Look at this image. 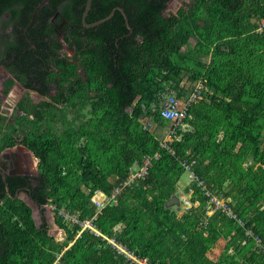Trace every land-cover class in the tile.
Returning <instances> with one entry per match:
<instances>
[{
    "label": "trees",
    "instance_id": "obj_1",
    "mask_svg": "<svg viewBox=\"0 0 264 264\" xmlns=\"http://www.w3.org/2000/svg\"><path fill=\"white\" fill-rule=\"evenodd\" d=\"M42 1L0 0V20L9 13L25 29ZM86 1L51 0L28 30L30 43L18 27L7 34L3 22L0 66L43 98L56 86L39 104L27 93L11 118L0 101V152L22 145L39 160L28 194L43 213L54 204L84 221L96 214V191L110 194L135 164L160 153L145 179L101 212L96 229L149 264H264V252L245 234L251 229L264 243V31L257 32L264 0H193L176 14H167L172 0H93L87 23L119 7L132 33L119 11L96 28L84 27ZM57 14L73 26V43L85 44L79 62L62 53L48 29ZM37 33L49 41V53L41 51L47 45ZM28 52L41 61L29 62ZM199 80L203 99L189 107L172 155L142 123L143 106L166 88L186 102ZM152 121L164 120L154 115ZM184 160L196 161L208 191L230 200L244 226L221 212L207 217L208 197L196 184L191 201L200 207L182 217L165 207L178 192ZM25 184L19 176L0 177V264H135L103 237L78 235L81 227L58 215L63 240L50 236L49 223L37 225L32 208L15 198ZM221 239L226 246L214 260L209 252Z\"/></svg>",
    "mask_w": 264,
    "mask_h": 264
},
{
    "label": "built area",
    "instance_id": "obj_2",
    "mask_svg": "<svg viewBox=\"0 0 264 264\" xmlns=\"http://www.w3.org/2000/svg\"><path fill=\"white\" fill-rule=\"evenodd\" d=\"M264 31V19L258 23L257 32ZM206 90L203 81L199 80L193 90L187 95V101L183 102L178 98V95L174 93H161L157 100L154 101L149 108L143 106L144 116L142 122H144L145 128L151 130L156 134V125L152 121L154 115H158L164 121L170 123V127L167 129L164 138L160 140V147L169 151L172 155H175L174 150L172 149V144L180 139L179 131L182 128H185V119L188 117L189 107L201 101L203 99V92ZM153 125V127L151 126ZM160 153H156L154 156H145L142 164H135L133 170L127 180L116 186L110 194H105L101 191H96L93 197L91 198V205L96 209V214L86 220H80L78 215L71 213L65 208L58 209L54 204L45 205L46 210L51 213L53 216L62 217L65 222H68L72 225H79L81 231L78 233L80 235L84 231H90L96 236L103 237L107 241L118 255L125 256L130 262L135 264H149L147 259H140L134 253L130 252L124 245L119 243L115 239L107 238L102 235V233L96 229L94 222L97 220L101 212L107 207L116 205L118 202V197L121 193L129 186H131L135 181L139 179H145L148 174V169L152 165L154 160L160 159ZM185 173L189 174L190 187L189 190L180 195L183 202L184 212H188L193 208L200 207L201 203L199 201L192 202L191 197L194 193V189L191 187L192 184H196L197 187H201L204 194L208 197L206 215L207 217L212 216L216 212H221L230 219L237 220L240 226H244L242 220L237 217L232 207L230 206L231 201L220 199L216 195L208 191L206 184L199 178L194 170L196 161H181ZM246 236L252 238L255 241L256 248L264 252V243L262 239L255 235L254 231L251 229H246ZM245 244V242L243 243Z\"/></svg>",
    "mask_w": 264,
    "mask_h": 264
},
{
    "label": "flooded vegetation",
    "instance_id": "obj_3",
    "mask_svg": "<svg viewBox=\"0 0 264 264\" xmlns=\"http://www.w3.org/2000/svg\"><path fill=\"white\" fill-rule=\"evenodd\" d=\"M59 15L57 14L54 18H52L50 21H49V23H48V27L52 24V23H54L55 21H57V17H58ZM5 21H7V22H9V25L5 28V30H6V32H7V34H12V35H15L16 34V27H18L19 28V22H22V20L20 19V20H16V21H13L11 18H10V16H9V13H5L4 14V16L1 18V20H0V33H2V30L4 29L3 27V22H5ZM65 21V24L67 25L66 26V30H68L67 32H68V34H70L71 33V31H72V29H73V26L72 25H70L66 20H64ZM64 26H62V28H59V31H58V33L59 34H56V36L57 37H61V36H63L64 35V28H63ZM27 28V27H26ZM25 28V29H26ZM25 29L24 28H19V30L20 31H22V32H24L23 33V35L26 37V39H27V37L28 36H26V34L28 33H26L25 32ZM31 29V28H30ZM24 30V31H23ZM37 35H38V39H42L43 40V42L47 45V48H44L43 50L41 49V51H44V52H46V53H49V50H51V45H49V41L47 40V39H45L44 37L42 38V36H41V34L40 33H37ZM72 40H75V38H73ZM28 41V40H27ZM30 49H29V51H32L31 49H33V51H34V54H37L36 53V51H37V48L36 47H34V45H31L30 47H29ZM62 53L63 54H65L64 53V51H63V49H62ZM43 54V53H42ZM68 56V55H67ZM68 57H70V56H68ZM71 59H74V58H72V57H70ZM41 59H42V57L41 56H38L37 57V59H33L32 57H31V55H30V53L28 52V61L29 62H31V61H34V62H36V63H39L40 61H41ZM3 66H0V83L2 82L3 83V85H2V88L3 89H1L0 90V101H1V104H2V108H1V110H2V112H4V109H5V107H4V105H5V103L6 104H9V101H6V102H4L3 101V98L5 97V95H7L8 94V92H9V89H11V87H13L14 86V84H11V85H8L9 83H15L17 86H19V88L21 89V92H23V93H25L24 95H21V97L19 98V99H17V100H15V104H14V107H13V109H12V111H11V115L10 116H8V115H6L5 113H3V115L4 116H6V117H8V118H11V116L13 115V113H14V110L16 109V106L18 105V103H20L25 97H26V95H27V93L28 94H31V95H33L34 93L37 95V98H43V97H41L38 93H36V92H33V91H30V90H27V89H25V88H23L22 87V85L21 84H19L15 79H14V77L10 74V72L9 71H7L5 68V70L12 76V78H9V76H8V73L7 72H5L4 70H3ZM34 68H36V67H34ZM52 70H54V69H52ZM37 76H39V72H38V74H37ZM8 78L10 79V80H8ZM7 80V81H6ZM50 87H51V91H50V96H53L55 93H56V86L54 85V84H51L50 85ZM22 93V94H23ZM30 96V95H29ZM49 96V97H50ZM49 97H47L46 99H48ZM32 98L33 97H30V99L32 100ZM32 102H33V100H32ZM34 103V102H33ZM34 104H36V103H34ZM17 147V146H16ZM23 147V146H22ZM15 148V147H14ZM8 149H12V148H8ZM8 149H6V150H8ZM24 149H27V148H25L24 147ZM6 150H4L3 152H5ZM28 150V149H27ZM3 152H0V155L3 153ZM26 153H28V157H30V153H31V155L33 154L32 152H26ZM34 155V154H33ZM27 157V154H25V152L22 150V151H17V152H13V151H9V152H6V154H5V156L3 157V160H2V168L0 167V173L2 172L3 174H5L6 175V178L8 179H10V178H12V177H16V176H19V177H22L23 179H26L27 180V182H28V187H27V185L25 184L24 186H22V185H20V186H18L17 188H16V193H15V198H17V197H23L24 195L25 196H29V197H31L29 194H28V192H27V188H28V190H29V185H33V181H34V179L38 176V164L36 165L37 167H36V169L35 168H33L32 166H33V163H31L30 162V160L31 159H29ZM35 157V156H34ZM33 156H32V158L33 159H35ZM37 159V158H36ZM32 165V166H31ZM0 177L2 178V180L4 181V178H3V176L2 175H0ZM6 182V181H5ZM8 184V183H7ZM9 185V184H8ZM8 185H7V192H9V189H8ZM43 210H44V213H47L46 211V208H45V205H44V207H43Z\"/></svg>",
    "mask_w": 264,
    "mask_h": 264
},
{
    "label": "rangeland",
    "instance_id": "obj_4",
    "mask_svg": "<svg viewBox=\"0 0 264 264\" xmlns=\"http://www.w3.org/2000/svg\"><path fill=\"white\" fill-rule=\"evenodd\" d=\"M192 2H193V0H172L168 4L167 14H171V13L176 14L180 8L186 7L187 5H190ZM58 19L60 21L59 23H58ZM62 26H64L63 27L64 28V35L61 37H57L56 34H59L58 33L59 28H62ZM66 26L67 25L65 24L64 19L61 18L60 16H58L57 21L52 23L48 27V29H49L51 35H53V38L55 39L56 43L58 45L62 46L64 53L67 54L68 56L74 58V60L76 62H79V60H81L80 51L85 48V44L80 43L79 45H75L73 43V40L70 39L68 36L69 34L67 32L68 30H66ZM8 80H10V79L8 78ZM12 84H14V86L11 87V89H9L8 94L5 95V97L3 98L4 102L9 101V104L5 103V105H4V107H5L4 113L8 116L11 115V111L14 107L15 100L19 99L21 97V95L25 94V93L21 92V89L19 88V86H17L14 82ZM2 85H3V83L1 82L0 83V90L3 89ZM8 85H10V83ZM164 92L174 93V94L178 95V90L175 88H171V89L166 88L164 90ZM29 95H30V97H33L32 100L36 104H39V103L47 100L46 98H37V95L35 93L33 95H31V94H29ZM142 123H144V122H142ZM158 124H162L160 126L163 128L164 127H166V128L170 127V124L166 121L157 122L156 125H158ZM151 126L153 127V125H151ZM160 126H159V128H160ZM263 138H264V136H263ZM18 146H22V145H18ZM24 152H25V154H27V157H28V153H26V151H24ZM28 158L31 159L30 162L33 163V166L32 165L31 166L36 169V167H37L36 165L38 164V161L33 159L31 154H30V157H28ZM189 184H190L189 174L184 173L181 180L178 183V193L181 191H186ZM23 197H25V195ZM34 208H35V218H36L37 222L40 224L41 220H43V219L46 220L49 223V225L51 227V231L53 232V234L54 235L56 234V239L61 241L60 240L61 239L60 233H63V232H60L59 229H57L56 225L50 222L54 219V217L49 213H43L42 210L38 209L37 207H34ZM182 213L183 212H180L179 216L182 215ZM214 253L217 255L218 253L220 254V252L219 251L214 252L213 248L210 250L209 256L212 259L216 260V257L213 258V256H211V255H214ZM221 254H222V252H221Z\"/></svg>",
    "mask_w": 264,
    "mask_h": 264
},
{
    "label": "water",
    "instance_id": "obj_5",
    "mask_svg": "<svg viewBox=\"0 0 264 264\" xmlns=\"http://www.w3.org/2000/svg\"><path fill=\"white\" fill-rule=\"evenodd\" d=\"M50 2H51V0H43V1H42V2H41V3L35 8V10H34V12H33V15H32L31 22H30V24L27 26V28L25 29V32H26V33L28 32V30H29V29L32 27V25L34 24L38 12H39L43 7H45L46 5H48ZM92 3H93V0H87V1H86V5H85V8H84V12H83V14H82V24H83L84 27H86V28H88V29H90V28H96V27L100 26L101 24H104L105 22L109 21V20L114 16L115 12H116V11H119V12H121V13L123 14V16H124V18H125V23H126V27H127V29L129 30L130 33L133 32V29H132V28L130 27V25H129L128 18H127V15H126L125 11H124L122 8H119V7L114 8V9L111 11V13H110L106 18L101 19V20L96 21V22L91 23V24L87 23V20H86V19H87V16H88V14H89V12H90V10H91ZM254 22H256V20H254ZM26 36H27V34H26ZM27 40H28V43H30V40H29L28 37H27ZM3 70H4L5 72H7L4 68H3ZM7 73H8V72H7ZM8 76H9V78H12V76H11L9 73H8ZM137 102H138V100L136 101V103H137ZM22 150H23V151H26V152H30L29 150L24 149V147H22V146H17V147H15V148L8 149V150H6L5 152H3V153L0 155V167L2 168V166H3V165H2V160H3V157L5 156L6 152H9V151L17 152V151H22ZM38 163H39V162H38ZM0 175L3 176L4 181L7 180L5 174H3V173L1 172ZM8 189H9V188H8ZM17 198L23 200L27 205H29V206L32 208V210H33V218H34V220L36 221L37 225H40L43 221L41 220V223H40V224L37 222V220H36V218H35V208H34V207H37V208L40 209V210H42V209H41L40 207H38V206L36 205L35 201H34L31 197H29V196H25V197H17ZM165 207H166L167 209H171V208L173 209V208H174V209H176L179 213H180V212H183L182 201H181V198H180V196H179L178 194H175V195H173L170 199H168V200L166 201V203H165ZM50 222L56 225L54 219H53L52 221H50ZM56 227H57V229H59L57 225H56ZM59 231H60V230H59ZM60 232H61V231H60ZM49 234H50V236L56 238V234L54 235L53 232L51 231V229H50V233H49ZM60 237H61L60 240H63V238H62V233H60Z\"/></svg>",
    "mask_w": 264,
    "mask_h": 264
},
{
    "label": "crops",
    "instance_id": "obj_6",
    "mask_svg": "<svg viewBox=\"0 0 264 264\" xmlns=\"http://www.w3.org/2000/svg\"><path fill=\"white\" fill-rule=\"evenodd\" d=\"M157 126H158V125H157ZM167 129H168V128H166V127H164V128H163V127H160V128L157 130V132H156V136H157V138H158L159 140H161V139L164 138V135H165ZM29 153H30V152H29ZM30 154H31V153H30ZM32 156L34 157L33 154H32ZM34 158H35V157H34ZM35 160H37V161L39 162L38 159L35 158ZM183 193H185V192H184V191L179 192L180 195L183 194ZM225 246H226V241H225L224 239L219 240V242L216 244L215 248H213V251H214V252L219 251L220 254L218 253V254L216 255V254L214 253V255H211V256H213V258L216 257V260H217V258L221 255V252H223Z\"/></svg>",
    "mask_w": 264,
    "mask_h": 264
},
{
    "label": "clouds",
    "instance_id": "obj_7",
    "mask_svg": "<svg viewBox=\"0 0 264 264\" xmlns=\"http://www.w3.org/2000/svg\"><path fill=\"white\" fill-rule=\"evenodd\" d=\"M155 124V123H154ZM170 124V123H169ZM156 125V124H155ZM159 129V127L156 125V130H158ZM157 132V131H156ZM190 187V184H189V186L187 187V188H189ZM184 192H186V191H184ZM176 194H178L179 196H180V194L177 192ZM181 198V197H180ZM182 201V200H181ZM182 207H183V202H182ZM47 213H49L48 211H46ZM178 212V211H177ZM186 212H184V208H183V213H182V215H180L179 216V212H178V216L179 217H182L184 214H185ZM49 214H51V213H49ZM52 215V214H51ZM53 216V215H52ZM54 217V220H55V216H53ZM62 232V231H61Z\"/></svg>",
    "mask_w": 264,
    "mask_h": 264
}]
</instances>
